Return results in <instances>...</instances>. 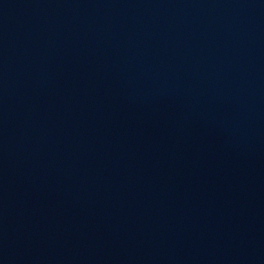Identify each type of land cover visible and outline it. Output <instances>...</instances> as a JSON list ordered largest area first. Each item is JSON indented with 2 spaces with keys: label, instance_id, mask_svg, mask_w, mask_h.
I'll return each instance as SVG.
<instances>
[{
  "label": "water",
  "instance_id": "water-1",
  "mask_svg": "<svg viewBox=\"0 0 264 264\" xmlns=\"http://www.w3.org/2000/svg\"><path fill=\"white\" fill-rule=\"evenodd\" d=\"M0 264H264V0H0Z\"/></svg>",
  "mask_w": 264,
  "mask_h": 264
}]
</instances>
